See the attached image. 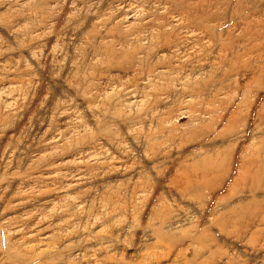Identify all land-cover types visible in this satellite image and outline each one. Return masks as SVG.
I'll return each mask as SVG.
<instances>
[{
    "label": "rangeland",
    "instance_id": "1",
    "mask_svg": "<svg viewBox=\"0 0 264 264\" xmlns=\"http://www.w3.org/2000/svg\"><path fill=\"white\" fill-rule=\"evenodd\" d=\"M0 0V264H264V0Z\"/></svg>",
    "mask_w": 264,
    "mask_h": 264
},
{
    "label": "bare ground",
    "instance_id": "2",
    "mask_svg": "<svg viewBox=\"0 0 264 264\" xmlns=\"http://www.w3.org/2000/svg\"><path fill=\"white\" fill-rule=\"evenodd\" d=\"M258 1H260V0H253V2H251V6H254V4H257Z\"/></svg>",
    "mask_w": 264,
    "mask_h": 264
}]
</instances>
